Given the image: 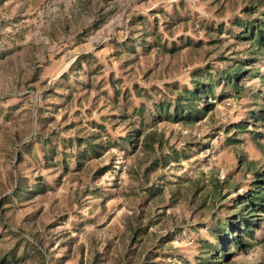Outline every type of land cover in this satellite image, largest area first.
I'll return each instance as SVG.
<instances>
[{
    "label": "trees",
    "instance_id": "16d2710c",
    "mask_svg": "<svg viewBox=\"0 0 264 264\" xmlns=\"http://www.w3.org/2000/svg\"><path fill=\"white\" fill-rule=\"evenodd\" d=\"M230 2L234 6L239 5L237 14L225 21L219 20ZM211 3L216 17H212L210 22L203 20L197 23L188 13L181 15L177 7L182 5L178 3L174 4L171 13L150 9L151 19L137 16L127 20L123 30L128 33L123 36L122 43L114 42L113 54L117 59L124 53L128 55L123 66L130 69V64H137L139 58L151 55L157 65L149 67L141 77L149 72V75H157V80L149 87H142L135 81L121 87L112 81L111 71L108 73L106 80L115 99L125 101L131 93L136 99L140 98L130 109L127 106L122 108L124 115L120 116L127 120L125 134L112 138L102 123L108 118L99 115V121H90L92 127L97 128V133L84 132V125L77 121L63 127L65 130L70 126L75 128V135L63 139L48 128L54 120L52 114H44L46 111L37 108V128L27 144H39L45 168L61 165L66 169L71 160L76 168L83 162L98 158L109 148H117L127 154L138 149L136 160L126 170L129 178L126 187L134 197L141 198V205H135L129 215L122 217L121 250L112 254L110 264H167L175 259L182 264H239L237 257L260 243L257 231L264 220V70H260L257 64L264 58V0H211ZM103 21V15L99 17L96 14L77 34V40L82 42ZM179 29L191 30L192 36L176 35ZM183 50H186L185 57ZM200 52L201 64L189 70L184 85L179 87L175 78L169 79L173 74L169 69V58L178 56L184 60L189 53H194L189 56L192 57ZM100 69L101 65L92 53L77 56L68 71L82 72L84 80L78 82L79 89H74L67 82L62 86L66 92L58 94L62 106L71 101L80 104V100L87 99L93 91L97 94L92 77L98 75ZM60 77L68 80L65 73ZM36 80L37 69L34 67L23 79V84ZM251 80H256L255 85L244 84ZM26 88L34 89L32 86ZM246 91L250 102L244 116L213 127L214 132L221 133L225 137L224 143L230 146L235 160L233 171L238 180L231 176L217 179L213 174L206 190L196 174L181 172L175 175V181L165 179L163 170L169 165L191 155H197L196 160L205 157L199 154L208 151L210 143L198 140L189 131L204 117L212 120L214 103L225 100L229 104L227 100H236ZM50 92L47 87L40 97L44 99ZM78 110H74L75 114H80ZM4 111L3 118L10 109ZM84 112L92 115L89 109ZM65 117L64 114L63 119ZM183 130L188 132L181 133ZM244 134L258 151L257 158H250L242 149L235 147L244 141ZM21 156L18 149L17 161ZM109 168L97 169V177ZM152 173H155L154 178H158L156 183L150 181ZM34 180V184L28 187L18 176L7 198L27 200L50 189L40 177L35 176ZM242 181H245L244 189H241ZM89 192L98 196L95 187ZM181 204L186 206L189 215L168 211L177 205L181 207ZM1 220L2 226L18 239L17 244L22 249L30 245L40 253L37 246H41V242L35 234L20 229L13 231L4 225L2 217ZM155 230L161 234L155 235ZM192 233L196 236L195 247L191 259H188L180 252L178 244ZM91 253V264L106 259V255L97 250ZM8 255L1 256L0 264L16 262L12 251Z\"/></svg>",
    "mask_w": 264,
    "mask_h": 264
},
{
    "label": "rangeland",
    "instance_id": "374dc122",
    "mask_svg": "<svg viewBox=\"0 0 264 264\" xmlns=\"http://www.w3.org/2000/svg\"><path fill=\"white\" fill-rule=\"evenodd\" d=\"M176 3L183 7H177L181 15L188 13L197 23L203 20L210 22L216 17L212 13L211 0H0V258L7 256L9 251L16 258V262L7 261L5 264H91V252L94 250L106 255V259L99 260L97 264H110L112 254L121 250L120 233L124 227L121 219L129 215L135 205H141V198L134 197L126 187L129 181L126 170L136 160L138 149L127 154L117 148H109L78 168L72 160L66 169L61 165L45 168L39 144L27 143L37 128V108L46 111L44 114H52L54 120L48 128L63 139L75 135L73 126L66 130L63 127L77 121L84 125V132L97 133V128H93L90 121H99V115L108 118L102 123L112 138L125 134L127 120L120 116L122 108L127 106L130 109L140 98L136 99L131 93L126 102L122 98L115 99L106 77L111 71L112 81L118 86L125 87L135 81L142 87H149L156 82L157 75H149L148 72L141 77V74L157 63L154 64L155 58L153 60L151 55L143 56L137 64H130L131 69L126 68L123 61L128 59V55L124 53L117 59L112 52L114 42L122 43L123 36L128 33L123 28L130 17L147 16L151 19L150 9L171 13ZM238 8L239 5L234 6L230 2L219 20L231 18L237 14ZM96 14L99 17L103 15L104 21L82 42L78 41L77 34ZM191 32L179 29L175 34L192 36ZM86 52L92 53L101 65L98 75L92 77L100 94L93 91L87 99L80 100V104L71 101L63 107L58 96L59 93H66L62 86L67 82L74 89H79L78 82L84 80L82 72L68 71V68L77 56ZM193 54L189 53L184 60L178 56L169 58V69L173 73L169 79L175 78L179 87L184 85L189 70L201 64L202 53H198L199 58L189 57ZM262 59L257 64L260 70H264ZM34 67L37 69V80L24 85L23 79ZM62 73L67 74V81L61 79ZM255 82L251 80L244 84L253 86ZM26 86L34 89L29 90ZM47 87L51 92L42 99L40 94ZM227 101L229 104L225 100L215 102L211 110L212 120L204 117L189 131L198 140L210 143L208 151L199 154L205 157L197 158V161V155H191L169 165L163 170L165 179L175 181V175L181 172L196 174L204 189L210 187L213 174L217 179L231 176L233 180H238L233 171L235 160L230 146L224 143L225 137L221 133L214 132L213 127L243 117L250 102L249 92L236 100L230 98ZM6 108L10 109V113L3 118ZM75 109H79L80 114H75ZM85 109L91 110L92 115L84 112ZM242 137L244 141L235 147L242 149L248 157L257 158L258 151L247 135ZM18 149L22 154L19 161ZM103 167L110 168L97 177L96 170ZM18 176L28 187L38 176L50 189L27 200L8 199L7 195L14 189ZM154 176L155 173H152L150 181L156 183L158 178ZM242 182L241 189H244L245 181ZM93 187L97 189V197L89 194V189ZM2 201L5 203L1 204ZM171 210L189 215L183 204L168 209ZM1 217L4 225L11 230L20 229L35 234L41 242V246H37L40 253L30 245L22 249L17 244L18 239L2 226ZM159 233L155 230V235ZM195 237L192 233L178 244L180 252L188 259L194 251ZM257 238L260 243L237 257L239 264L264 262V220L257 231ZM28 240L34 244L30 237ZM167 264H182V261L175 259Z\"/></svg>",
    "mask_w": 264,
    "mask_h": 264
},
{
    "label": "water",
    "instance_id": "95a60500",
    "mask_svg": "<svg viewBox=\"0 0 264 264\" xmlns=\"http://www.w3.org/2000/svg\"><path fill=\"white\" fill-rule=\"evenodd\" d=\"M33 107H34V106H33ZM32 133H33V128H32L31 134H32ZM31 134H30V135H31ZM30 135H29V136H30ZM28 138H29V137H28Z\"/></svg>",
    "mask_w": 264,
    "mask_h": 264
}]
</instances>
